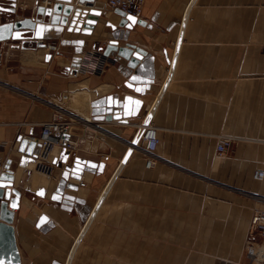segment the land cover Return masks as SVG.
I'll use <instances>...</instances> for the list:
<instances>
[{
	"label": "crops",
	"instance_id": "1",
	"mask_svg": "<svg viewBox=\"0 0 264 264\" xmlns=\"http://www.w3.org/2000/svg\"><path fill=\"white\" fill-rule=\"evenodd\" d=\"M42 1L16 0L0 25L38 18ZM94 8L107 14L97 36L112 39L46 17L0 42V158L18 193L22 264H67L75 247L71 264H251V220L264 210L253 178L264 170V0H145L144 25L122 24L108 0ZM110 41L139 53L137 66L112 51L102 76L72 75L75 57ZM64 95L76 148L19 152ZM147 126L160 138L152 154ZM220 137L234 140L226 157Z\"/></svg>",
	"mask_w": 264,
	"mask_h": 264
},
{
	"label": "water",
	"instance_id": "2",
	"mask_svg": "<svg viewBox=\"0 0 264 264\" xmlns=\"http://www.w3.org/2000/svg\"><path fill=\"white\" fill-rule=\"evenodd\" d=\"M12 3L11 8L0 7V11L15 14L16 0H6ZM78 6H85L88 9L81 7H74L73 0H56L53 7H46L44 5L37 6L36 14L38 18L32 20L25 18L19 21H11L0 25V35L3 36L1 41L7 40H24V34L28 31H34L36 24L42 22V18H50L52 24H61L67 27L68 32L82 34L85 37H90L93 40L99 38H113V35L100 33L97 36L100 25L106 19L107 14L99 9L94 8L95 0H77ZM120 16L123 17L122 24L127 21L132 24L144 25L145 22L137 20L134 17L126 16L122 11L116 10ZM130 17L132 19H130ZM98 30V32H97ZM133 48H119L117 42L110 41L106 47L104 55L107 57L112 51H117L118 54L130 62L131 67H136L142 56L139 53H134ZM81 62L80 57L73 59V65ZM144 132V131H143ZM143 132L140 136L142 137ZM19 152L33 156L36 153L39 145L36 141H31L27 138H21ZM127 158V157H126ZM126 160V159H125ZM13 174L11 171H4L0 175V264H22L21 254L17 244L16 232L13 226L14 210L17 209V199H11V194L18 197L16 191L10 189L13 186ZM66 188L65 183L60 184V188ZM8 188V189H6Z\"/></svg>",
	"mask_w": 264,
	"mask_h": 264
},
{
	"label": "built area",
	"instance_id": "3",
	"mask_svg": "<svg viewBox=\"0 0 264 264\" xmlns=\"http://www.w3.org/2000/svg\"><path fill=\"white\" fill-rule=\"evenodd\" d=\"M44 6L52 7L54 0H43ZM111 10H120L126 16L134 17L137 20H144L145 0H108ZM48 50L58 53L59 45L56 43L47 46ZM81 62L73 65L72 75L79 77H100L108 65L107 58L100 51H89L80 56ZM69 100L67 95L60 98L52 118L49 122L41 125V133L38 139L37 155L45 160L55 145L74 150L76 141L71 136L72 119L68 117L65 106ZM141 144L148 154L154 153L160 144L158 131L153 126H147L141 137ZM234 140L230 137H220L217 143V154L221 157L230 155L233 151ZM154 165L152 158L148 157L146 167ZM6 170L5 162L0 158V173ZM44 170L50 171L49 168ZM256 181H264V170H258L253 176ZM85 186V184H82ZM250 236L247 243V256L251 264L264 263V210H257L251 220Z\"/></svg>",
	"mask_w": 264,
	"mask_h": 264
},
{
	"label": "bare ground",
	"instance_id": "4",
	"mask_svg": "<svg viewBox=\"0 0 264 264\" xmlns=\"http://www.w3.org/2000/svg\"><path fill=\"white\" fill-rule=\"evenodd\" d=\"M77 244H78V242H77ZM75 248H76V247H75ZM75 248L73 249V251H72V253H71L70 257H69V261H68L67 264H71V259H72V255H73V253H74V251H75Z\"/></svg>",
	"mask_w": 264,
	"mask_h": 264
},
{
	"label": "snow or ice",
	"instance_id": "5",
	"mask_svg": "<svg viewBox=\"0 0 264 264\" xmlns=\"http://www.w3.org/2000/svg\"><path fill=\"white\" fill-rule=\"evenodd\" d=\"M130 19H132V18L130 17ZM0 39H3V36L2 35H0Z\"/></svg>",
	"mask_w": 264,
	"mask_h": 264
},
{
	"label": "rangeland",
	"instance_id": "6",
	"mask_svg": "<svg viewBox=\"0 0 264 264\" xmlns=\"http://www.w3.org/2000/svg\"><path fill=\"white\" fill-rule=\"evenodd\" d=\"M247 250V249H246Z\"/></svg>",
	"mask_w": 264,
	"mask_h": 264
}]
</instances>
